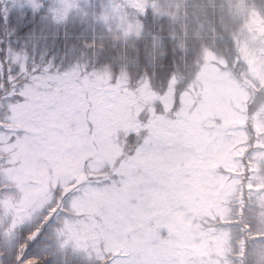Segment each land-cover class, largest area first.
I'll use <instances>...</instances> for the list:
<instances>
[{
	"label": "snow or ice",
	"instance_id": "6c2138e0",
	"mask_svg": "<svg viewBox=\"0 0 264 264\" xmlns=\"http://www.w3.org/2000/svg\"><path fill=\"white\" fill-rule=\"evenodd\" d=\"M0 264H264V0H0Z\"/></svg>",
	"mask_w": 264,
	"mask_h": 264
}]
</instances>
